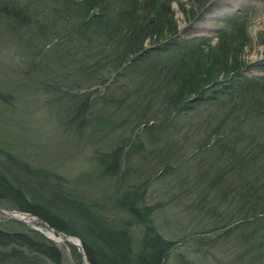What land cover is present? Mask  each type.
I'll return each mask as SVG.
<instances>
[{
    "label": "rangeland",
    "instance_id": "rangeland-1",
    "mask_svg": "<svg viewBox=\"0 0 264 264\" xmlns=\"http://www.w3.org/2000/svg\"><path fill=\"white\" fill-rule=\"evenodd\" d=\"M64 5L62 0H0V8L6 6L0 10L1 171L8 172L14 159L50 171L51 190L88 204L100 226L128 222L129 216L110 204L121 202L127 187H139L137 208L151 207L152 227L174 242L164 264H246L257 254L264 256L263 228L244 238L250 227L241 224L249 206L243 201L251 200L244 189L254 196L255 187L264 185V117L241 121L237 135H228L230 126L238 123L240 112H233L238 103L218 95L216 101L198 102L171 115L161 132L135 126L150 117L159 124L164 116L161 96L148 99L156 84L150 75L153 63L180 60L195 46H214L220 34L237 27L249 36L238 78H251L255 90L264 89V0H171L177 26L173 48L152 52L148 63L116 74H108L112 69L100 61L94 65L96 58H88L81 48L83 41L57 35L66 13L53 9ZM19 8L24 14L21 24L16 20ZM219 144L228 148L224 155ZM120 147L119 175L108 176L105 162L98 160ZM168 165L173 168L164 172ZM20 175L30 187L39 184ZM259 191L264 197V188ZM0 207L14 210L3 200ZM62 212L70 223L68 212ZM7 221L0 213L1 228L30 235L36 231L48 238L60 254L57 264H82L74 246L54 242L42 226ZM132 225L126 226L139 240L141 226ZM44 262L52 264L47 257Z\"/></svg>",
    "mask_w": 264,
    "mask_h": 264
},
{
    "label": "trees",
    "instance_id": "trees-1",
    "mask_svg": "<svg viewBox=\"0 0 264 264\" xmlns=\"http://www.w3.org/2000/svg\"><path fill=\"white\" fill-rule=\"evenodd\" d=\"M62 1L65 3L64 8L53 9L54 12L66 13L62 16L63 29L57 35L65 37L66 41L77 38L83 41L85 45L81 48L89 53L88 58H96L94 65L102 62V66L111 68L108 74H116L118 70L131 65L137 67L142 62L148 61L150 53H162L173 48L177 26L170 5L171 0ZM4 7L6 6H2L0 10ZM22 11V8L16 9V20L19 19L20 24L24 20ZM71 15L74 18L72 20L69 19ZM248 37V33H245L243 28L237 27L233 32L220 34L214 46H195L187 52L184 51L180 60L176 61L173 57L172 62H163L162 65L153 63V72L150 75H152L151 80L156 84L150 90L148 99L151 100L155 95L161 96L158 103L164 116L159 124L152 123L150 117L139 121L140 124L135 126L147 131L161 132L170 123L171 115L181 114L187 107L191 110L198 102L216 101L218 95L238 103L233 111L240 112L237 117L238 123L230 126L228 135L231 133L237 135L238 129L235 127L241 121L248 122L250 119L264 117V89L255 90L257 86L251 78H245L242 82L238 78V73L244 66L240 61V54L247 45ZM146 46L148 47L145 48ZM81 70L87 71L88 67ZM100 81L104 84L105 80L100 78ZM222 83L227 85L222 86ZM241 99H247V101L244 103ZM150 100L147 102L152 103ZM81 106L78 108L80 112ZM145 115L146 111L142 117ZM225 144H219L223 155L228 149ZM122 149L116 148L98 160L100 163L105 162V167H108L106 169L108 176L119 175ZM13 161L15 165L12 164L11 168H8L9 174L0 169V201L11 204L17 212L36 216L60 233L79 238L88 263H165L167 253L172 250L174 242L160 237L152 227L151 218H148L151 207L144 208V211L137 208L139 187L132 189L127 187L120 195L121 202L110 204L111 206L108 204L111 208H118L125 212L124 214L134 220L132 225L128 218V222L134 228L141 226L139 240H136L132 236L131 229L126 226L128 222L123 223L121 227L110 224L100 226L98 217L93 215L94 212L88 204L76 200L75 197H68L66 194L61 196L52 191L50 171L29 167V164L22 160L14 159ZM172 168L168 165L164 172L171 171ZM19 175L25 181H38L39 184L30 187V184L18 178ZM121 176H123L122 173ZM43 188L45 191L42 190ZM263 188L264 185L255 187L254 191L257 194L255 193L254 196L251 195L252 192L244 189L251 199L245 198L243 201V205L249 206L245 207V216L241 218V224L246 225L247 228L250 227L249 232L245 231L244 238L254 237L255 232L260 228H263V233L260 235L264 238V197L258 195L259 190ZM256 206L262 210H257ZM62 211L68 212L67 217L70 223L64 218L66 214ZM7 222L23 225L14 220ZM226 228L224 226L223 229ZM31 234L15 230L8 231L0 227V264H46L44 262L46 257L52 264L59 263L60 254L54 244L43 239L44 237L36 231H32ZM261 241L264 240L261 239ZM256 243L259 247L262 245L259 240ZM257 261L264 264V256L260 257V254H257L245 263L255 264Z\"/></svg>",
    "mask_w": 264,
    "mask_h": 264
},
{
    "label": "water",
    "instance_id": "water-1",
    "mask_svg": "<svg viewBox=\"0 0 264 264\" xmlns=\"http://www.w3.org/2000/svg\"><path fill=\"white\" fill-rule=\"evenodd\" d=\"M12 212L14 213V210H12V211H6V210H3V208L0 207V213H3L8 220H10V221L14 220L15 222H19V223H22V224H23V222H25L24 220L22 221L21 219H15V216H11L10 213H12ZM26 215H28V214H26ZM28 216H30V215H28ZM36 220L37 221H35V222L38 223V224H40V225H42L43 228L45 227V228L49 229L50 231H52L53 233H57L58 236H62V240H64L65 242L67 241L70 245L74 246V248L76 249V251L80 254L79 257H80V262L82 264H90V263H88L86 261V258H85L86 256L83 253V250H82V247H81L82 246L81 245V242H79V239L77 237L76 238H74V237H68V235H64V234L58 232L57 229L51 228L50 226L47 225V223L43 222L39 218L36 217ZM66 237L75 240L77 242V244L70 243L68 241V239H66Z\"/></svg>",
    "mask_w": 264,
    "mask_h": 264
},
{
    "label": "bare ground",
    "instance_id": "bare-ground-1",
    "mask_svg": "<svg viewBox=\"0 0 264 264\" xmlns=\"http://www.w3.org/2000/svg\"><path fill=\"white\" fill-rule=\"evenodd\" d=\"M10 215L11 216H15V219H21L22 221L24 220L25 222H23V223L29 224V225H31L33 227H35L37 225H40V224H38V223L35 222V221H37L36 220V217L33 218V217L28 216L26 214H23V213L21 214V213H17V212L16 213H13L12 212V213H10ZM40 226H42V225H40ZM39 229L42 230V228H39ZM42 231L45 233V235L47 237H50L54 242H56L58 244H62L63 245V244H65L67 242V241L65 242L64 240H62V236H58L57 233H53L52 231H50L49 229H47L45 227L43 228ZM66 239H68V241L70 243L77 244V242L75 240L71 239V238L66 237Z\"/></svg>",
    "mask_w": 264,
    "mask_h": 264
}]
</instances>
